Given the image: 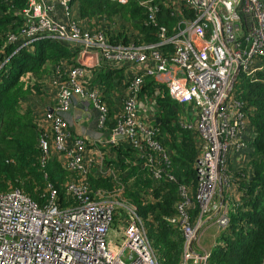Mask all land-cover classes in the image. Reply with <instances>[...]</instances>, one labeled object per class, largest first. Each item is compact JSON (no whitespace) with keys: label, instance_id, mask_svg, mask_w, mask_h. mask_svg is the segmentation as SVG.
I'll return each mask as SVG.
<instances>
[{"label":"built area","instance_id":"obj_1","mask_svg":"<svg viewBox=\"0 0 264 264\" xmlns=\"http://www.w3.org/2000/svg\"><path fill=\"white\" fill-rule=\"evenodd\" d=\"M113 1L127 4L130 0ZM136 1L144 9V23L157 29L156 42L141 41L144 34L133 26L129 32L139 42H112L105 26L117 24L103 18L91 26L79 17L74 0H28L21 11V31L8 35L17 50L49 38L71 43L78 53L75 63H65L63 72L49 77L53 104L39 111L44 127L39 147L44 159L58 156L73 173L66 183L71 203L62 205L55 189L41 206L20 189L0 193V264H159L136 207L122 196L124 185L95 189L88 179L89 172L116 177L117 170L106 157L113 159L109 146L119 141L138 151L136 157L143 159L155 179L163 177V167L148 153V148L161 152L162 160L169 162L165 148L154 139L157 103L141 96L147 77L164 84L179 104L196 108V125L187 127L195 128L200 137L196 163L200 211L191 219L187 209L191 199L182 186L179 214L169 220L179 224L184 236L182 264H208L211 249L200 245L201 227L213 214L212 224L227 227L229 202L238 195L235 171L246 168L252 152L253 131L232 80L238 66L239 74L246 77L264 71V0ZM161 3L174 17L170 25L160 24ZM131 64L145 67L137 74L128 72L122 80L115 78L126 81L128 93L110 116L104 87L95 80L96 71ZM76 106L83 112L95 108L106 138L96 134L89 145L84 136L70 131L69 118ZM148 106L152 112H146ZM112 122L111 127L108 123ZM118 206L129 219L117 233L120 243L114 245L109 238L115 216L121 214Z\"/></svg>","mask_w":264,"mask_h":264},{"label":"trees","instance_id":"obj_2","mask_svg":"<svg viewBox=\"0 0 264 264\" xmlns=\"http://www.w3.org/2000/svg\"><path fill=\"white\" fill-rule=\"evenodd\" d=\"M27 3L28 0H0V193L20 189L41 206L55 189L60 203L70 204L72 199L67 195L66 183L73 173L58 156L44 159L39 147L44 127L39 109L29 98L43 95L49 77L58 70L63 72L65 63H75L78 48L67 41L44 38L17 50L18 45L9 42L8 35L21 31L24 25L21 11ZM74 3H78L79 17L91 26L103 18L115 22L117 26L113 28L111 24L105 26L114 43L138 41L134 33L129 32V26L144 34L141 41H157L156 27L144 23V9L136 0L127 4L113 0H74ZM160 5V24H172L171 10L165 3ZM106 68L97 71L96 82L112 87L115 76L119 74L121 79L123 75L118 73L119 69L111 72ZM263 79L264 71H259L254 78L241 73L233 86L253 131L252 152L246 168L235 171L238 195L229 202V223L211 248L208 264H264ZM141 96L155 100L158 106L156 117L159 121L154 120L157 128L154 139L165 148L169 162L162 160L161 152L147 148L163 167V177L155 179L144 166L143 159L136 157L138 151L130 143L119 141L109 146L114 153L113 159L106 157L108 163L117 168L116 177L89 172L88 179L95 189L113 190L123 184L122 196L136 207L159 264H182L184 236L179 224L172 223L169 218L179 214L182 186L191 199L187 208L191 219L199 214L196 163L200 155V137L195 129L184 123V106L172 98L164 84L157 86L152 77H147ZM115 112L110 108L109 115ZM121 212L126 213L125 210ZM118 218L119 213L115 223Z\"/></svg>","mask_w":264,"mask_h":264},{"label":"crops","instance_id":"obj_3","mask_svg":"<svg viewBox=\"0 0 264 264\" xmlns=\"http://www.w3.org/2000/svg\"><path fill=\"white\" fill-rule=\"evenodd\" d=\"M134 65H139V64H131V66L124 65L120 68H117V69H119L118 73L123 75L121 80L126 76V74L128 72H130L129 67H133ZM142 66H143V68L145 67L143 64H142ZM111 70H108V71H111ZM108 71H106V72H108ZM140 71H142V70H140ZM137 73H135V74H137ZM116 77L119 78V74H117L115 76V78ZM95 80H97V71H96ZM121 80L119 82L114 80L115 84L112 87H110V86H107L109 88L104 87V98L108 102L109 107L111 109H113L114 111L116 110V108H118V105L122 103L123 98L128 93L126 81L124 83H122ZM157 85H159V84H157ZM53 95H54V90L52 88L49 89L47 87L46 92H44L43 95H37L35 97H30L29 102L32 103L35 107H37L39 109V111H42V108L45 109L47 107H50L51 104H53ZM183 106L185 107V105H183ZM154 109H155L154 111H157L158 106H157V108L154 107ZM146 110H147L146 112H152L153 108L148 106V107H146ZM83 111L84 110L79 106L74 107V109L72 110L71 117L69 118V122H70L69 129H70V131L73 132L74 134H79V135L84 136L89 145H93V142L96 140V138H95L96 134H101L104 136L103 138H106L107 131H106V129L100 128V126L98 125V121H97L98 113L95 110V108H93L91 106L89 109V112H83ZM194 114H195L194 115L195 121H194V123H192L191 121H188V116L185 113V116H184L185 118H183V120H184V123L186 125H189V124L192 126L196 125V113L194 112ZM156 115H157V113H156ZM192 115L193 114H191L190 116H192ZM143 116H145V114H143ZM191 119H193V118H191ZM108 125H109V123H108ZM190 129H195V128H190ZM89 148L93 151V148L91 146ZM231 164H235V163L231 160ZM214 215L215 214L205 218L207 225L212 224V222H213L212 216H214Z\"/></svg>","mask_w":264,"mask_h":264},{"label":"rangeland","instance_id":"obj_4","mask_svg":"<svg viewBox=\"0 0 264 264\" xmlns=\"http://www.w3.org/2000/svg\"><path fill=\"white\" fill-rule=\"evenodd\" d=\"M143 69L144 68H143L142 64L134 65L133 67H129V71L134 73V74L139 72L140 70H143ZM184 112L188 116V121H191L192 123H194V121H195L194 112L196 113V108L194 107V105L187 103L184 107ZM142 113H143V111L141 112V114ZM156 113H157V111H155V114ZM191 114H193V115L190 116ZM191 118H193V119H191ZM61 162H62V160H61ZM115 169L117 170V168H115ZM117 208H121V211H124V208L122 206H120V207L118 206ZM128 219H129V216H127L126 213L123 214L121 212V214L119 215V218L117 219V222L114 224L112 233L110 234L111 236L109 238V240H111L114 245H116V243H120L121 239L119 241H116V238L118 236L117 233L121 232L120 228H122V229L125 228V226L128 222ZM221 230L222 229L220 227H218L216 224H209V225L206 224L203 227H201L200 232L202 233V235H201V239H200V245L205 249H210L211 247H213V245L217 241V238H218Z\"/></svg>","mask_w":264,"mask_h":264},{"label":"water","instance_id":"obj_5","mask_svg":"<svg viewBox=\"0 0 264 264\" xmlns=\"http://www.w3.org/2000/svg\"><path fill=\"white\" fill-rule=\"evenodd\" d=\"M239 69L240 67L238 66L235 73H234V76H233V80H232V86H234V83L238 77V74H239ZM49 110H51V108H49ZM156 119L159 121V117H156ZM219 192H220V195L223 194V186H222V183L219 184Z\"/></svg>","mask_w":264,"mask_h":264}]
</instances>
